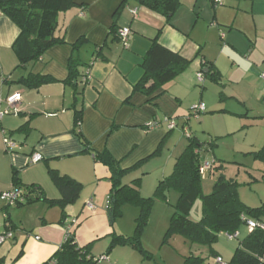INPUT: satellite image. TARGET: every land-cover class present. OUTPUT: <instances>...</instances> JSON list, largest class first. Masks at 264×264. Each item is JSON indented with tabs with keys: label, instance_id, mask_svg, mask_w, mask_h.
<instances>
[{
	"label": "crops",
	"instance_id": "1",
	"mask_svg": "<svg viewBox=\"0 0 264 264\" xmlns=\"http://www.w3.org/2000/svg\"><path fill=\"white\" fill-rule=\"evenodd\" d=\"M181 2L169 23L135 0H74L76 7L59 16L57 35H64L66 44L48 50L35 65L23 67L13 51L20 30L0 13V112L7 107L8 97L21 95L18 110L0 123V194L16 188L14 175L24 191L26 187L38 186L52 201L60 200L61 194L50 177L51 171L82 185L79 198L65 209L66 227L58 206L38 200L8 207L0 199V235L12 234L0 246V264H45L68 234L75 235L81 248L105 237L109 241L116 233L107 216L111 174L96 161L95 154L108 150L122 169L132 170L123 183L132 185L141 179V195L149 198L158 183L172 174L176 160L187 148L180 133L188 140L190 136L199 140L195 134H185L188 118H222L224 128L220 132L211 129L209 133L214 147L222 138L233 136L238 130L248 132L247 128L254 126L242 123L233 127L228 118H257L259 124L264 123V0H222L220 6L212 0ZM114 26L118 32L123 28L131 30L128 48L110 33ZM82 37L89 42L80 54L86 64L81 71L87 76V83L84 79L79 84L78 105L74 107V90L65 81L71 45ZM154 40L192 63L175 80L152 95H145L134 88L143 78L142 64ZM99 49L105 61L95 59ZM200 72L205 76L217 73L220 79L206 76L199 82ZM30 75L46 77L50 82L28 87L21 81ZM214 91L219 99L214 101L216 105L208 97ZM200 103L206 104V111L200 117L192 116L193 106ZM76 111L81 112L79 123ZM169 121L176 123L174 130L169 129ZM152 122L158 127L150 130L148 125ZM6 137L18 146L14 153L7 152ZM204 148L207 154L201 151L203 160L220 161L212 153V145ZM36 154L42 155L43 160L32 164L31 158ZM171 196L172 200L178 199L171 192L169 201ZM160 203L165 208L164 217L171 216L172 208ZM85 218L92 225L91 232L77 233L86 225ZM244 228L238 232L240 240L251 232ZM230 241L220 248L218 240L213 257L207 247L196 245H191L190 253L205 259V264H217L216 257L229 263L238 246ZM117 249L102 262L113 264ZM126 257V264H139L135 252Z\"/></svg>",
	"mask_w": 264,
	"mask_h": 264
},
{
	"label": "trees",
	"instance_id": "2",
	"mask_svg": "<svg viewBox=\"0 0 264 264\" xmlns=\"http://www.w3.org/2000/svg\"><path fill=\"white\" fill-rule=\"evenodd\" d=\"M135 1L138 5L163 16L169 23L182 5V0ZM212 3L215 6H220V4L213 1ZM75 7L74 0H0V13L10 19L20 30V34L13 45V51L19 60L20 67L35 65L48 50L66 44L64 35H57L59 16ZM110 33L114 34L115 39L120 41L119 32L116 31L115 26ZM88 44V40L82 37L71 45L72 54L67 66L68 78L65 83L74 90V107L78 105L79 84L83 83L84 79V83H87V76L81 71L86 64L82 61L80 54ZM104 45L107 46V43ZM95 55L96 60H106L101 49ZM191 63L179 53H174L162 47L157 40H154L142 64L144 69L143 78L134 90L145 95H152L183 74ZM90 66L88 65V67ZM206 76H210L216 81L220 79L217 73L212 74L209 72ZM206 76L204 75V77ZM21 82L27 84L28 87H36L50 82V79L30 75L23 78ZM76 114V121L79 123L81 112L76 111ZM77 135L82 139L79 133ZM82 142L86 146L85 140H82ZM211 145L213 148V142L200 143L199 140L190 136L189 145L176 160L172 174L158 183L153 196L149 198H144L141 195V179L134 180L132 185L123 183L126 175L132 170L122 169L120 162L108 150L94 155L96 161L106 166L111 174L110 183L112 188L106 202L110 226L114 227L116 220L123 216L125 206L131 205L140 209L135 235L126 237L113 233L108 251L105 256L101 257L109 256L117 247L121 246L139 250L142 254H145L147 259H152V256L142 248L141 235L148 223L155 202L169 203L171 192H175L178 199L173 206L174 213L164 243L175 236H180L192 246L207 247L210 256L213 257L216 256L214 247L220 236L238 233L245 226L244 218L254 221L264 220V205L259 208H249L241 201L239 196L241 184L237 179L228 178L225 175L222 161L213 159V167L208 176L216 174L217 178L211 193L209 195L203 193L204 177L200 171L202 165L201 151L204 147H211ZM160 151L161 149L154 154V157L159 155ZM256 155L264 163V146ZM137 167H134V169ZM50 177L60 191V200H47L38 186L26 187V191H24L22 189L24 186L14 175V186L23 190L25 197V202L18 205H30L38 200H43L50 206H58L63 211L62 220L64 222L62 224L66 227L65 209L79 198L82 185L55 171L50 172ZM198 201L202 203V213L200 219L194 221L190 216L194 205ZM6 221L8 222V219ZM100 258L90 253L89 246L80 248L76 243L75 235L68 234L60 249L45 264H98ZM205 261L201 257L190 255L184 259L183 264H205ZM227 264H264V231L261 229L253 230L244 239L239 240L234 255Z\"/></svg>",
	"mask_w": 264,
	"mask_h": 264
},
{
	"label": "rangeland",
	"instance_id": "3",
	"mask_svg": "<svg viewBox=\"0 0 264 264\" xmlns=\"http://www.w3.org/2000/svg\"><path fill=\"white\" fill-rule=\"evenodd\" d=\"M217 96L218 95L215 91L208 95L211 104L215 103L216 105V102L214 101L219 100L217 99ZM221 107L225 106L222 105ZM188 119H190L188 123L189 126L187 127L189 134H195V136L203 143L211 142L212 136H210L209 133H212V130L214 132H220L221 127L224 128L222 118H220L218 121H214L212 120V118H207L205 120H202L203 118L199 120L195 118ZM243 120L241 121L237 118H228L229 123H231L233 127H240L239 125H242V123L247 126L254 124V126L247 128V130H249L248 132H245L244 130H238L235 135L222 138L217 147L213 148L214 151L213 149L211 151H213L212 153H215L219 160L222 161V164L225 168V175L228 178L237 179L241 184L239 188V196L241 201L249 208H259L264 205V163L257 157L256 153L261 149L263 145L264 123L259 124V119L257 118H244ZM201 122L203 123L201 124ZM218 122H221V126L218 125ZM213 127L217 128L213 129ZM204 129H209V131ZM180 135L181 138L183 137L182 139L184 143H186V147H188L187 145L189 140L184 137L183 133H180ZM205 149L206 148L203 149L204 155L207 154ZM212 155L213 154H211V156ZM216 178V174L210 177L207 174L204 177L202 187L203 193L205 195H209L211 193ZM173 196H171V201L167 203V206L172 208V211L174 213L173 206L177 203V200L175 201V196ZM172 197L174 198L173 200ZM160 202L156 201L153 205L148 223L141 235L142 248L152 256V259H147L145 254H142L139 250L133 249L131 247L120 246L117 247L118 249L116 248V258L112 257L113 264L115 263V261L120 264H126L129 260L126 255L130 254L131 252L136 253V256H138L139 258V264H183V257H188L191 255V244L186 242L180 236H175L167 243H164V238L169 228L170 220L173 214L171 216L164 217L163 210L165 208ZM201 206V201H198L194 205L190 216L192 220L198 221L200 219L199 217H201L202 213ZM139 216L140 209L138 207H134L131 205L125 206L123 208V216L117 219L114 224L117 235L133 237L136 233L137 219L139 218ZM86 220V218L83 220L85 221L84 223H86ZM91 227L92 225L86 223V225H83L81 227L83 228L82 230L78 229L77 233L81 232L82 234H84L88 231L91 232ZM243 230L245 231L246 229L242 227L241 232H243ZM244 233L242 234L241 238H243ZM82 236V238L85 240L86 238L84 237V235ZM112 237L113 235L109 237V241L104 240L106 238L105 237L90 244L88 243L85 246L90 247V253L93 256L100 258L101 255L105 254L108 251L107 247H109L108 245H110ZM239 240L240 239H235L233 241L235 247L238 245ZM219 242L220 248H224L229 244L228 242L231 241L227 238V236L222 235L219 238ZM98 264L107 263H103L101 261V263Z\"/></svg>",
	"mask_w": 264,
	"mask_h": 264
},
{
	"label": "built area",
	"instance_id": "4",
	"mask_svg": "<svg viewBox=\"0 0 264 264\" xmlns=\"http://www.w3.org/2000/svg\"><path fill=\"white\" fill-rule=\"evenodd\" d=\"M214 3L216 4H222V0H212ZM132 37V32L129 28H123L119 31V39L122 43V45L125 48L129 47L130 44V40ZM198 81L199 82H203L204 81V74L203 73H199L198 74ZM262 78L264 80V75H262ZM21 101V95L19 93L13 94L12 96L8 97L6 100V104L7 107L5 108L4 111L0 112V123L2 122L3 118L5 116H8L12 113V111H17L18 110V105ZM206 110V106L204 103H200L198 105L193 106L192 111H191V115L194 117H199L200 114H202L203 112H205ZM169 129L170 130H174L177 125L175 122L173 121H169ZM149 129L153 130L156 129L158 127L157 123L152 122L149 125ZM185 134H189L187 128L185 130ZM5 142V146H6V150L9 153H14L15 150H17L18 146L16 145V143L14 141H12L9 137H6L4 139ZM43 160V156L40 154H36L31 158V163L32 164H38ZM202 165L200 168L201 174L203 175V177H205L212 169L213 167V160H203L201 161ZM0 199L5 201L7 204H9L10 206H14V205H18V204H22L25 202V197H24V191L18 188H14L10 191L7 192H3L0 195ZM87 206L90 209H94L93 204L88 203ZM244 222H245V226L250 230H256V229H261L264 231V220L263 221H254V220H247L246 218H244ZM228 239L230 240H235L239 237V234H232V235H226ZM12 237L11 233H3L0 235V246L3 245L5 242H7L10 238ZM109 258L108 256L106 257H101L99 260L101 261H107ZM216 262L217 264H226L223 262V260L221 258H216Z\"/></svg>",
	"mask_w": 264,
	"mask_h": 264
}]
</instances>
